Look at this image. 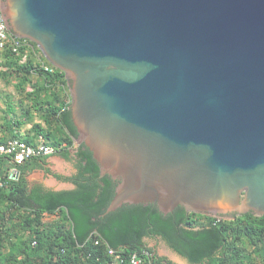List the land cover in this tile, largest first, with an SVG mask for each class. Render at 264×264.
<instances>
[{
	"label": "water",
	"instance_id": "water-1",
	"mask_svg": "<svg viewBox=\"0 0 264 264\" xmlns=\"http://www.w3.org/2000/svg\"><path fill=\"white\" fill-rule=\"evenodd\" d=\"M0 6L10 33L65 72L76 142L101 178L117 182L105 215L152 205L163 215L182 206L223 220L264 216V0ZM74 163L47 156L43 170L28 173L29 188L74 190L54 176L72 177ZM147 245L189 264L163 244Z\"/></svg>",
	"mask_w": 264,
	"mask_h": 264
},
{
	"label": "trees",
	"instance_id": "trees-1",
	"mask_svg": "<svg viewBox=\"0 0 264 264\" xmlns=\"http://www.w3.org/2000/svg\"><path fill=\"white\" fill-rule=\"evenodd\" d=\"M26 41L27 46L18 53L6 50L0 54L3 66L11 71H0V77L15 76L19 89L32 85L31 92L25 89L31 103L26 120L31 122L37 112L42 122H34L25 137L14 134L12 138L34 145L41 137L49 145L67 143L71 149L78 132L66 74L51 65L35 43ZM70 149L58 154L74 160L76 174L54 176L72 183L74 190L57 192L41 185L29 188L27 174L44 166L46 158H33L19 166L18 179L5 181L0 188V264H109V248L120 251L125 259L121 264H128L131 254L148 248L146 237L162 238L190 264H264V216L247 213L223 220L187 213L183 207L163 215L152 205H124L105 215L117 182L109 176L100 177L99 166L84 144L78 146L74 157ZM5 166L0 159V176L7 175ZM47 215L58 219L45 224ZM15 217L20 218L18 223H12ZM156 257L157 264H174Z\"/></svg>",
	"mask_w": 264,
	"mask_h": 264
},
{
	"label": "built area",
	"instance_id": "built-area-1",
	"mask_svg": "<svg viewBox=\"0 0 264 264\" xmlns=\"http://www.w3.org/2000/svg\"><path fill=\"white\" fill-rule=\"evenodd\" d=\"M26 40L27 39L18 38L10 33L4 22L0 6V54L6 50H11L18 53L22 47L27 46ZM24 60H26V57ZM76 147L77 146H75V148ZM66 149H70L67 144L54 147L47 144L41 137H39L37 143L34 145L27 144L18 138H10L5 143H0V159L5 161V174H7L5 175L6 177L0 176V188L5 185V181L17 180L20 176L18 167L24 165L27 161L33 158H46L47 156L58 154L60 151ZM154 253L155 251L148 247L147 249H144L140 252L131 254L127 262L128 264H157L155 261L157 260V253ZM108 254L112 258L109 264H121L125 262V259L123 258L120 251H113L111 248H109ZM152 255L153 262L151 261Z\"/></svg>",
	"mask_w": 264,
	"mask_h": 264
},
{
	"label": "rangeland",
	"instance_id": "rangeland-1",
	"mask_svg": "<svg viewBox=\"0 0 264 264\" xmlns=\"http://www.w3.org/2000/svg\"><path fill=\"white\" fill-rule=\"evenodd\" d=\"M0 71L11 73V71L7 67L3 66V59L1 57H0ZM18 85H19V80L15 76L10 75L7 79L0 77V130L1 132L5 131L4 127L13 126L16 123H19L24 120L27 121L26 111L30 108L31 103L26 93L31 92L32 91L31 89L33 88H32V85L29 84L26 86V88L24 87V89H19ZM25 89L27 92H25ZM32 117H33V120L31 122L27 121L25 123V131L27 129L26 125H33L35 120L42 122L41 117L37 112H33ZM57 219L58 218L57 216L55 217V215L47 216L43 218V222L45 224H48V223L52 224ZM19 221H20V218L15 217L12 220V223H18ZM148 247L154 249L152 245ZM156 253L158 254V252ZM160 257H165V256H160Z\"/></svg>",
	"mask_w": 264,
	"mask_h": 264
},
{
	"label": "crops",
	"instance_id": "crops-1",
	"mask_svg": "<svg viewBox=\"0 0 264 264\" xmlns=\"http://www.w3.org/2000/svg\"><path fill=\"white\" fill-rule=\"evenodd\" d=\"M31 90H33V89H31ZM69 92H70V90H69ZM35 122L39 123L40 121L35 120ZM16 124L13 125V126H10V128H8L9 126L4 127L5 128V131L4 132H1V130H0V140L1 139H5V140L6 139H10V138L13 137L14 134L22 135V137H25V135L28 134L29 130H31V128L33 127V125H26L27 126V129L25 131V124L24 125H21L18 128L16 127ZM63 144H67V143H63ZM71 150H76V149L74 148V149H71ZM36 169L43 170L44 169V166H42L41 168H36ZM27 180H28V174H27ZM28 183H29V180H28Z\"/></svg>",
	"mask_w": 264,
	"mask_h": 264
},
{
	"label": "flooded vegetation",
	"instance_id": "flooded-vegetation-1",
	"mask_svg": "<svg viewBox=\"0 0 264 264\" xmlns=\"http://www.w3.org/2000/svg\"><path fill=\"white\" fill-rule=\"evenodd\" d=\"M70 162H73L74 163V160H70ZM75 164V163H74ZM59 176H61V175H59ZM62 178H70V177H64V176H61ZM56 178V177H55ZM57 180H59V181H61L60 179H58V178H56ZM180 207H182V206H180ZM177 209V208H176ZM175 209V210H176ZM185 209V208H184ZM174 210V211H175ZM173 211V212H174ZM185 211H186V209H185ZM172 212V213H173ZM187 212V211H186ZM188 213V212H187ZM232 217H234V215H231ZM144 241L146 242V243H148V242H155V244H156V246L158 247V246H160L161 244H163L164 245V247H165V249L166 250H168V251H171L172 253H174V250L162 239V238H160V237H146V238H144ZM167 259H169V256H167ZM170 261V260H169ZM189 263V262H188ZM190 264V263H189Z\"/></svg>",
	"mask_w": 264,
	"mask_h": 264
},
{
	"label": "clouds",
	"instance_id": "clouds-1",
	"mask_svg": "<svg viewBox=\"0 0 264 264\" xmlns=\"http://www.w3.org/2000/svg\"><path fill=\"white\" fill-rule=\"evenodd\" d=\"M81 144H79V143H77L76 141H75V144H74V147H72L71 149H74L75 148V146H77L75 149L77 150V148H78V146H80ZM158 255V254H157Z\"/></svg>",
	"mask_w": 264,
	"mask_h": 264
}]
</instances>
